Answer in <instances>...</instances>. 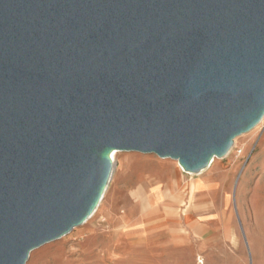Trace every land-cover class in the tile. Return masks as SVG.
I'll return each mask as SVG.
<instances>
[{"label": "water", "instance_id": "1", "mask_svg": "<svg viewBox=\"0 0 264 264\" xmlns=\"http://www.w3.org/2000/svg\"><path fill=\"white\" fill-rule=\"evenodd\" d=\"M264 117V0H0V264L86 223L118 151L198 174Z\"/></svg>", "mask_w": 264, "mask_h": 264}, {"label": "rangeland", "instance_id": "2", "mask_svg": "<svg viewBox=\"0 0 264 264\" xmlns=\"http://www.w3.org/2000/svg\"><path fill=\"white\" fill-rule=\"evenodd\" d=\"M261 125L198 174L154 154L116 152L94 214L26 264H264Z\"/></svg>", "mask_w": 264, "mask_h": 264}, {"label": "bare ground", "instance_id": "3", "mask_svg": "<svg viewBox=\"0 0 264 264\" xmlns=\"http://www.w3.org/2000/svg\"><path fill=\"white\" fill-rule=\"evenodd\" d=\"M264 123V117L262 118V120H261V122L254 128V129H256L260 124H263ZM262 126V125H261ZM260 126V127H261ZM237 139V138H236ZM236 139L234 140V144H233V146H232V150H233V147H235L236 145H235V142H236ZM115 155H116V152L115 153H113V155H112V160H113V163H114V165H115ZM214 161V159L212 160V162ZM211 162V163H212ZM210 163V164H211ZM179 166V165H178ZM180 167V166H179ZM209 167V166H208ZM113 169H114V167H113ZM180 169H182L181 167H180ZM183 171V170H182ZM203 171V170H202ZM201 171V172H202ZM183 172H185V171H183ZM187 173V172H186ZM191 175V174H190ZM106 192V191H105ZM194 192V191H193ZM104 196V195H103ZM192 199V198H191ZM100 204V203H99ZM181 204V203H180ZM188 220V219H187ZM180 232V231H179Z\"/></svg>", "mask_w": 264, "mask_h": 264}, {"label": "built area", "instance_id": "4", "mask_svg": "<svg viewBox=\"0 0 264 264\" xmlns=\"http://www.w3.org/2000/svg\"><path fill=\"white\" fill-rule=\"evenodd\" d=\"M262 126H264V123H263V125Z\"/></svg>", "mask_w": 264, "mask_h": 264}]
</instances>
